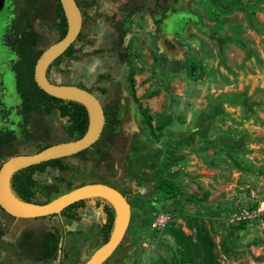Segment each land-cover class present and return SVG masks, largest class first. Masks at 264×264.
<instances>
[{
    "label": "rangeland",
    "instance_id": "374dc122",
    "mask_svg": "<svg viewBox=\"0 0 264 264\" xmlns=\"http://www.w3.org/2000/svg\"><path fill=\"white\" fill-rule=\"evenodd\" d=\"M54 7L55 0H47L35 12L29 5L19 8V36L30 29L39 45H51L54 33L35 19L42 14L53 21ZM87 16L83 39L77 43L82 52L68 60L64 73L53 70L51 78L92 88L104 106L105 127L95 148L83 157L87 160H65L75 171L49 168L36 178L52 183L60 177L74 186L103 182L127 194L129 227L103 264L179 263L166 227L173 223L194 234L187 216L207 228L219 264H264V0H97ZM122 20L131 27L125 46L124 35L118 37L111 25ZM6 24L3 11L0 37ZM149 33L172 34L165 38ZM156 42H165L168 49L159 51ZM114 43L110 52L89 53ZM171 53L178 54L176 62ZM191 61L197 64L194 73ZM99 72L110 79L98 82ZM7 85L19 104L11 71ZM139 103L161 128L159 141L142 127ZM114 117L119 122L112 132L108 124ZM31 118L28 135L18 133L12 146L0 147V167L13 155L66 139L65 120L57 111L44 117L33 112ZM22 126L20 121L19 130ZM157 178L173 180L181 195L166 199L153 189ZM57 187L64 192L68 184ZM104 221L96 199H89L74 220L17 218L0 211V264H55L62 246L68 255L65 264H84L103 244ZM237 224L244 229L230 236L228 227ZM16 244L30 262L18 256Z\"/></svg>",
    "mask_w": 264,
    "mask_h": 264
},
{
    "label": "trees",
    "instance_id": "16d2710c",
    "mask_svg": "<svg viewBox=\"0 0 264 264\" xmlns=\"http://www.w3.org/2000/svg\"><path fill=\"white\" fill-rule=\"evenodd\" d=\"M134 1V0H127ZM156 2H165L168 0H155ZM83 16L87 17L86 10L90 7L97 6L96 0H82L78 1ZM169 9H165L164 12H167ZM109 21H112L110 16H106ZM118 31H124L120 25L116 22H112ZM43 25L57 34V39L60 40L63 38L68 29V21L65 15V11L61 4L60 0H56V13L55 20L53 22H43ZM127 33H121V35H126ZM82 38V33L80 32L78 39ZM17 52L19 59L17 60L14 70L16 72L17 80V91L22 98V113L23 120L26 123L29 119L30 112L36 111L42 116H49L54 111H57L61 118L65 120L63 130L67 140H74L82 137L89 126V113L87 108L79 102L65 100L49 95L44 90H42L36 80H35V67L36 63L44 51V49H35L23 42L17 43ZM111 49L98 48L93 49L90 54H100L104 53ZM80 50L75 47L73 43L61 56H59L49 67L48 77H50V70L52 66H58L63 64V61L66 57H74ZM197 68V64L194 61H191V71H194ZM108 74L101 73L98 75V80L109 79ZM83 87V86H80ZM92 92V89H89ZM100 91L106 93V89L100 88ZM135 97V95H134ZM136 99V97H135ZM139 113H140V122L142 127L150 134V136L159 141L162 137L161 128L155 126L153 123V116L150 113L147 107H144L142 104H138ZM106 115V113H105ZM116 117L112 118L108 124V127L113 132L118 123ZM24 131H27V128L24 127ZM33 136V135H32ZM0 141L9 142L11 137H3ZM51 144H44L40 146L39 150L49 146ZM95 144L90 148H87L77 154H74L69 157L83 158L90 149H94ZM96 152L100 153V149H95ZM68 157L52 159L45 161L39 164L31 165L20 169L17 171L12 179L11 186L15 194L24 201L27 202H38L44 203L52 200L58 195L69 191L77 186H74L73 183L67 181L63 178H56L55 182L52 183H41L36 175L38 173H46L49 168H54L60 172L65 171H75L70 164L65 160ZM83 160H87L83 158ZM235 162L243 169H247L245 162L234 157ZM67 183L68 188L64 192H61L58 184ZM82 183L80 185H83ZM78 185V186H80ZM153 189L160 191L164 194L165 198L171 200L173 198L179 197L181 195L180 186L175 183L173 180L168 178H157L153 184ZM126 196L127 194L124 193ZM39 195H44L46 199L42 202L38 201L37 198ZM89 199L80 200L75 202L68 207H66L60 214V216L67 217L69 219H77L79 217V210L85 208ZM96 204L102 206L105 213V221L101 225V235L103 243L108 241L111 236L114 223H115V210L114 208L105 200L97 198ZM1 208V207H0ZM57 214L51 215L55 216ZM188 224L191 229H195L194 234H187L182 228L175 226L173 223L169 224L166 227L167 233H169L177 246V251L180 256V261L177 264H219L217 261V255L215 252L216 242L213 237L207 230V228L198 221V218L187 216ZM244 229L243 224L230 225L228 227L229 235L235 236L240 230ZM3 235V232L0 231V237ZM68 261V255L63 253L62 258L59 264H65Z\"/></svg>",
    "mask_w": 264,
    "mask_h": 264
},
{
    "label": "water",
    "instance_id": "95a60500",
    "mask_svg": "<svg viewBox=\"0 0 264 264\" xmlns=\"http://www.w3.org/2000/svg\"><path fill=\"white\" fill-rule=\"evenodd\" d=\"M60 1L68 21L67 33L42 52L36 63L35 80L51 96L82 103L89 113V126L86 133L78 139L57 142L36 152L17 154L6 159L0 167V206L17 218H40L60 215L66 207L80 200L100 198L107 201L115 210L111 236L84 263L103 264L117 250L129 227L131 203L123 192L103 182H90L66 191L48 202L38 203L22 200L11 186L13 175L20 169L69 157L90 148L99 140L105 127L104 107L95 93L74 84L54 83L48 78L50 65L76 41L83 25V14L77 0ZM130 34H127V38Z\"/></svg>",
    "mask_w": 264,
    "mask_h": 264
},
{
    "label": "flooded vegetation",
    "instance_id": "af4514ba",
    "mask_svg": "<svg viewBox=\"0 0 264 264\" xmlns=\"http://www.w3.org/2000/svg\"><path fill=\"white\" fill-rule=\"evenodd\" d=\"M78 1H82V0H78ZM46 3H47V0H0V13L5 11L6 22H7L6 27L4 28L3 33H1V37H0V139H2L3 137H11V141H9V142L0 141V147L2 145L12 146L14 144V142L18 138V133H20L21 135H28L29 134V131H28L29 130V124H30V121L32 119L31 118L32 113L36 112V111L30 112L28 121L26 123L24 122L23 113H22V98H21V96L19 95V93L17 91L16 72L14 70V66H15L17 60L19 59V55H18V52H17V46H18L17 43L18 42H23V43H25V44H27V45L35 48V49H44L45 50L47 48V47H43V46L39 45V40L34 38V34L30 33V29L25 31V35L22 34L23 37L19 36L21 34L15 28V26H16L15 24L17 23L16 20L18 18V14H19L18 9L21 8V7L23 8V5H29L30 7H32V12H35V10H37V8L40 5L43 6ZM55 13H56V0H55V7H54V20H55ZM86 15H87V10H86ZM37 16L38 17L35 20L38 21V25L41 26V27L45 26V25L42 24L43 22H48L49 23V22H53L54 21V20L53 21H48L46 16L42 15V14H39V15L37 14ZM30 18L32 19L33 16H30ZM85 18L86 17L83 16V20H85ZM32 24H31V26H32ZM111 25H113V28L115 29L116 35L118 37H120L122 31H118L114 24L111 23ZM118 25H120V27H122L123 30L127 34L130 32V28L131 27L129 25V21L122 20L120 22V24L118 22ZM45 27H46V29L49 32H51L47 28V26H45ZM34 28H35V26L34 27L32 26V30ZM51 33H53V32H51ZM81 33H82V38H80V40L77 38L76 41L74 42L75 47L78 48L80 50V52H78L74 57H66L65 60L63 61V64L58 65V66H52V68L50 70V74H49L50 77H48L52 82H54L52 80V78H51L53 70H56L57 72L59 71V72L64 73L66 68H67V66H68V60L77 58L79 56V54L82 52L81 47L77 46V43L82 41V39H83V30L82 29H81ZM127 34L125 36L122 35L123 36V42H124L123 45L124 46H125V43L127 42V39H126ZM54 35H55V38H56L54 42H56V41H58L57 34L54 33ZM115 45H117V44L114 43L111 47H93L92 50L93 49H98V48L112 49V47L115 46ZM110 51L111 50H108L106 52H110ZM91 55H97V54H91ZM8 71H11L14 74L16 93H17V95L20 98V103L19 104L17 103V97H15V94L11 93L9 88H8V85H7V73H8ZM101 73H104V72H99L98 75L101 74ZM104 74H108V73H104ZM98 75H97V80H98ZM103 80H108V79H103ZM98 82H100V81L98 80ZM54 83H61V82H54ZM64 83L74 84V85H77V86H83V88L90 89V87H88L86 85H83L80 82H63V84ZM92 92H93V89H92ZM18 109L20 110V115L19 116H18ZM104 111H105V109H104ZM39 115L42 116L41 114H39ZM42 117H44V116H42ZM20 121L22 122L23 126L19 130V122ZM24 127L27 128L26 132L24 131ZM40 174H43V173H40ZM47 183H50V182H47ZM86 207H87V205H86ZM85 208H82V209H85ZM0 211L6 212L2 207L0 208ZM79 215H80V212H79ZM58 216H60V215H58ZM60 217L63 218V216H60ZM0 231H2L1 228H0ZM3 236H4V233H3V235L1 237H3ZM19 243H20V241L18 242V244ZM18 244H16L17 248H18ZM18 251L20 252V253H18V256L22 260L28 261V262L31 261V260L29 261V260L25 259V256L22 254L20 248H18ZM60 251H61L60 258H59L58 262H56L55 264H59L63 253H65L64 250H63V246L61 247ZM41 255H44V254H41ZM41 255H39V256H41Z\"/></svg>",
    "mask_w": 264,
    "mask_h": 264
},
{
    "label": "crops",
    "instance_id": "0c3cea01",
    "mask_svg": "<svg viewBox=\"0 0 264 264\" xmlns=\"http://www.w3.org/2000/svg\"><path fill=\"white\" fill-rule=\"evenodd\" d=\"M97 7V6H96ZM150 35H156V34H163V37H170L171 36V34L172 33H149ZM173 43L174 42H176L175 41V39L173 38ZM156 47L158 48V50L160 51V50H162V49H164L163 50V52L166 50V48L168 49V46H167V44L165 43V42H161V43H159V42H156ZM171 56H173V58L171 57V61L172 62H176L177 61V59H178V54H176V53H171L170 54ZM81 210V209H80ZM80 210H79V212H80ZM55 216H57V217H59V218H61L60 216H58V215H55ZM48 217V216H47ZM63 218H67V217H63ZM67 219H69V218H67ZM48 228H49V226H48ZM50 231H52V230H50ZM53 231H55L54 229H53Z\"/></svg>",
    "mask_w": 264,
    "mask_h": 264
}]
</instances>
